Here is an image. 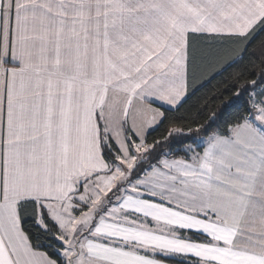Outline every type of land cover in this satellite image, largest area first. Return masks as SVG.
Masks as SVG:
<instances>
[{"label":"snow or ice","instance_id":"snow-or-ice-1","mask_svg":"<svg viewBox=\"0 0 264 264\" xmlns=\"http://www.w3.org/2000/svg\"><path fill=\"white\" fill-rule=\"evenodd\" d=\"M0 264H264V0H0Z\"/></svg>","mask_w":264,"mask_h":264},{"label":"trees","instance_id":"trees-1","mask_svg":"<svg viewBox=\"0 0 264 264\" xmlns=\"http://www.w3.org/2000/svg\"><path fill=\"white\" fill-rule=\"evenodd\" d=\"M239 66H234L233 68L229 69L228 72L224 73V76H228L229 73L236 71L238 69ZM224 77H216V79L212 80L211 84L206 85L203 89L200 90L199 93H197V98L200 97H206V96H210L211 92L213 90L214 87H219L220 86V82L223 80ZM219 103V102H217ZM212 110H216V105H212L211 108L209 109V111ZM203 122V121H202Z\"/></svg>","mask_w":264,"mask_h":264}]
</instances>
